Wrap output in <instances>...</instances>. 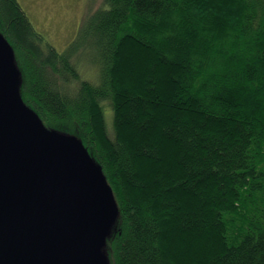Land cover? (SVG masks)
I'll return each mask as SVG.
<instances>
[{
	"label": "trees",
	"instance_id": "trees-1",
	"mask_svg": "<svg viewBox=\"0 0 264 264\" xmlns=\"http://www.w3.org/2000/svg\"><path fill=\"white\" fill-rule=\"evenodd\" d=\"M0 32L23 103L112 191V264H264V0H103L62 51L0 0Z\"/></svg>",
	"mask_w": 264,
	"mask_h": 264
},
{
	"label": "water",
	"instance_id": "water-1",
	"mask_svg": "<svg viewBox=\"0 0 264 264\" xmlns=\"http://www.w3.org/2000/svg\"><path fill=\"white\" fill-rule=\"evenodd\" d=\"M17 77L0 33V264H103L112 191L75 137L47 130L23 103Z\"/></svg>",
	"mask_w": 264,
	"mask_h": 264
},
{
	"label": "rangeland",
	"instance_id": "rangeland-1",
	"mask_svg": "<svg viewBox=\"0 0 264 264\" xmlns=\"http://www.w3.org/2000/svg\"><path fill=\"white\" fill-rule=\"evenodd\" d=\"M29 16L34 27L43 35L44 41L54 45L59 51L64 50L75 37L80 23L89 7L102 4L103 0H19ZM93 1V2H92ZM92 2V3H91ZM91 3V4H90ZM86 65V66H85ZM88 63L83 61L86 74L90 73ZM93 75V74H91ZM106 128L114 135L113 109L105 103ZM114 207L110 219L105 226L99 242L97 255L102 258L103 264H112L105 250H102L104 236L110 231Z\"/></svg>",
	"mask_w": 264,
	"mask_h": 264
},
{
	"label": "flooded vegetation",
	"instance_id": "flooded-vegetation-1",
	"mask_svg": "<svg viewBox=\"0 0 264 264\" xmlns=\"http://www.w3.org/2000/svg\"><path fill=\"white\" fill-rule=\"evenodd\" d=\"M1 33V32H0Z\"/></svg>",
	"mask_w": 264,
	"mask_h": 264
}]
</instances>
